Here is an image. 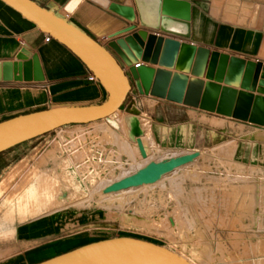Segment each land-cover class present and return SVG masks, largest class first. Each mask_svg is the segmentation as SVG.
<instances>
[{
    "label": "rangeland",
    "instance_id": "obj_1",
    "mask_svg": "<svg viewBox=\"0 0 264 264\" xmlns=\"http://www.w3.org/2000/svg\"><path fill=\"white\" fill-rule=\"evenodd\" d=\"M231 3L237 14L233 22L260 25L262 5ZM144 114L152 130L158 120L179 128L176 142L158 145L200 149L203 158L155 185L124 194L103 193L111 183L137 173L123 146L128 138L123 119ZM193 118L166 113L156 118L149 106L130 100L111 119L119 130L106 120L68 125L0 153L5 168L0 174V261L12 255L17 224L62 212L90 216L95 229L90 241L133 237L193 264H264V174H255L264 167V130L212 114ZM161 153L160 161L172 153L181 155ZM237 162L242 171L235 169Z\"/></svg>",
    "mask_w": 264,
    "mask_h": 264
},
{
    "label": "water",
    "instance_id": "obj_2",
    "mask_svg": "<svg viewBox=\"0 0 264 264\" xmlns=\"http://www.w3.org/2000/svg\"><path fill=\"white\" fill-rule=\"evenodd\" d=\"M0 1L33 23L41 33L64 46L107 94L101 104L54 107L1 121L0 152L68 125L105 119L112 128L119 130V125L109 117L120 109L133 88L139 95L264 128V63L246 61L180 41L178 38H190L191 5L188 1L124 0L118 4L110 0H89L128 22V26L115 34L106 46L32 0ZM81 1L70 0L64 11L71 14ZM15 59L17 62L0 63V82L44 81L36 54L22 47ZM138 61L158 68L135 67ZM187 74L191 78H187ZM135 125L132 123L131 128ZM136 143L141 157L146 158L149 155L146 143L140 139H136ZM196 156L191 153L165 162L150 163L136 174L112 184L106 192L153 183ZM105 227L115 228L111 225ZM39 264L190 263L160 245L133 237H114L84 245Z\"/></svg>",
    "mask_w": 264,
    "mask_h": 264
},
{
    "label": "crops",
    "instance_id": "obj_3",
    "mask_svg": "<svg viewBox=\"0 0 264 264\" xmlns=\"http://www.w3.org/2000/svg\"><path fill=\"white\" fill-rule=\"evenodd\" d=\"M32 1L85 32L102 46H106L113 40L115 34L128 26L125 19L89 0H82L71 14L64 11V6L70 0ZM110 1L122 4L124 0ZM185 1L191 5L190 38L188 40L178 38L180 41L243 58L246 61L264 63V12L260 25L254 28L248 24L233 22L237 21V14L232 7V0ZM237 1L239 4L244 1L259 3L264 9V1L261 0ZM225 15H229L232 21ZM255 23L259 24L256 20ZM22 47L38 56L44 81L0 82V122L39 110L60 106H91L106 100L107 94L104 89L97 80L88 79L93 75L73 54L52 39L45 42L44 34L33 23L0 1V63L17 62L15 56ZM121 66L125 70V67ZM138 66L158 68L156 65L152 66L141 61H138ZM171 72L175 71L171 70ZM186 77L191 78L190 74ZM202 80L207 82L205 79ZM42 86H46L47 90H43ZM220 86L224 87L223 84ZM235 90L240 91V89ZM253 95L257 96V93ZM131 97L135 99L132 100ZM130 100L149 106L156 118L159 114L166 113L178 119L192 120L193 115L201 117L212 114L182 104L139 95L134 88L122 106H126ZM244 124L253 129L252 125ZM254 128L264 130L261 127ZM152 132L156 143H165L167 146L176 142L181 135L179 128L167 126L160 120L153 126ZM1 164L0 174L5 169ZM87 217L82 214L59 212L17 224L11 238L12 255L1 260L0 264H39L99 241H90V233L95 229L91 228Z\"/></svg>",
    "mask_w": 264,
    "mask_h": 264
},
{
    "label": "bare ground",
    "instance_id": "obj_4",
    "mask_svg": "<svg viewBox=\"0 0 264 264\" xmlns=\"http://www.w3.org/2000/svg\"><path fill=\"white\" fill-rule=\"evenodd\" d=\"M245 5V4H244ZM246 8V7H245ZM256 9V8H255ZM258 9V8H257ZM227 11L229 9H226ZM235 10V9H234ZM243 10V9H241ZM248 10V9H247ZM261 11V10H260ZM249 12V11H248ZM230 13V12H229ZM245 14V13H244ZM230 15V14H229ZM228 15V16H229ZM255 15V14H254ZM231 17V15H230ZM232 18V17H231ZM235 19V18H233ZM259 21V20H258ZM257 22V21H256ZM242 24V23H241ZM256 24V23H255ZM258 24V23H257ZM120 109H118L117 111H115L112 115H110V119H112L116 114L117 112H119ZM125 117V116H124ZM102 120H105V119H101V120H98V121H94V122H90L88 124H84V125H89V124H92V123H95V122H100ZM124 120V125H123V129L126 128L127 130V134H128V138H127V143L125 142V144H123L124 146V149L126 150V154L128 155V158L127 160H129V163H130V166L132 168V170L138 172L139 170L145 168V166H147L148 164L150 163H155L159 157L157 156V154L161 153V152H164L165 151H169V152H174V153H180L181 155H177L175 156L173 153L170 154V156L172 155V157H168V156H164L162 158V161H160L159 159V163L160 162H165V161H168L170 159H173V158H176V157H180V156H184V155H187L190 153V151H193V153H196L197 156L192 159L191 161L181 165V166H178L176 168H174L172 171L166 173V174H163L159 177V179H157L155 182L153 183H149V184H141V185H137V186H131V187H128V188H125V189H120V190H115V191H110V192H103V193H117V194H124L125 192H128L130 190H133V189H140L144 186H148V185H155V183H159L161 182L162 180H164V178H166L167 176L169 175H172V174H175L179 171H182V170H185L186 168H189L190 166H193L194 164H192L194 162V160L198 157H201V155L204 156V153H203V150H200V149H193V150H179V149H169V148H163L161 147L160 145H158L155 140H154V137H153V132H152V127H151V122H150V117L147 116V115H141L140 117H131V116H127L125 117ZM121 120V121H123ZM117 123V122H116ZM132 123H135V127L134 128H131V124ZM123 124V123H122ZM215 125V124H214ZM76 126H82V125H76ZM125 126V127H124ZM253 126V125H252ZM257 127V126H256ZM63 127H60V128H57L55 130H58V129H61ZM119 129H120V126H119ZM125 130V129H124ZM123 130V131H124ZM259 130H263V129H259ZM259 133L258 134H262L260 133V131H258ZM117 133V132H116ZM126 135V134H125ZM258 136V135H257ZM262 136V135H261ZM115 137V136H114ZM120 137V136H119ZM264 137V133H263V136ZM261 137V138H262ZM117 138V137H116ZM125 138V137H124ZM259 138V137H258ZM136 139H140L142 142L146 143L147 147H148V150H149V155L146 157V158H142L140 153H139V149H138V146H137V143H136ZM128 141H130L131 143H128ZM124 142V141H123ZM124 153V152H123ZM229 153V152H228ZM233 153V151H232ZM125 154V155H126ZM163 155V153H161ZM231 154V153H230ZM167 155V153L165 154ZM174 155V156H173ZM158 157V158H157ZM203 158V157H201ZM161 159V158H160ZM156 160V161H155ZM198 160V159H197ZM155 161V162H154ZM196 162V161H195ZM158 163V162H157ZM238 164V162H237ZM244 164V163H243ZM121 165V164H120ZM255 167V166H254ZM261 170L257 169L255 174H264V167L262 168L261 166H259ZM130 168V169H131ZM235 169H237V171H242L244 168H243V165L241 164H238L235 166ZM124 170V169H123ZM253 170V169H252ZM133 171V172H134ZM254 171V170H253ZM134 174V173H133ZM132 174V175H133ZM116 176V175H115ZM197 177V176H196ZM89 178V177H88ZM117 178V177H116ZM120 179H122L121 177H119ZM125 178V177H124ZM262 179V178H261ZM119 182V181H118ZM106 185V184H105ZM112 185V183H111ZM102 188V186H101ZM150 188V187H149ZM263 190V189H262ZM138 193V192H137ZM263 193V192H262ZM130 194V193H129ZM262 195V194H261ZM106 196V195H105ZM112 197V196H111ZM108 198V197H107ZM260 198V197H259ZM247 199V198H246ZM262 200V199H261ZM246 201V200H245ZM262 202V201H261ZM254 203V202H253ZM243 204V203H242ZM264 204V203H263ZM255 205L252 204V206ZM260 205V203L258 204ZM241 206V205H240ZM262 206V205H261ZM244 207V206H242ZM247 207V206H245ZM264 207V206H263ZM254 208V207H253ZM246 210V209H245ZM258 210V209H257ZM252 212V211H251ZM251 212H248V213H251ZM247 213V214H248ZM263 213V211H262ZM243 215V214H242ZM246 215V214H245ZM253 215V214H252ZM250 215V216H252ZM260 216V215H259ZM262 216V215H261ZM260 216V217H261ZM263 223V222H262ZM173 253V252H172ZM175 254V253H174ZM177 255V254H176ZM180 257V256H179ZM182 258V257H181ZM184 259V258H183ZM187 261V260H186ZM189 262V261H188ZM190 264H193L191 262H189ZM195 264V263H194Z\"/></svg>",
    "mask_w": 264,
    "mask_h": 264
},
{
    "label": "built area",
    "instance_id": "obj_5",
    "mask_svg": "<svg viewBox=\"0 0 264 264\" xmlns=\"http://www.w3.org/2000/svg\"><path fill=\"white\" fill-rule=\"evenodd\" d=\"M51 38L48 36V35H44V41L45 42H48ZM138 65H136L135 67H137ZM90 81H95L96 79L93 77V76H90L88 78ZM42 89L43 90H47V87L46 86H42ZM130 94V92H129ZM132 100H134L135 98L134 97H131Z\"/></svg>",
    "mask_w": 264,
    "mask_h": 264
},
{
    "label": "trees",
    "instance_id": "obj_6",
    "mask_svg": "<svg viewBox=\"0 0 264 264\" xmlns=\"http://www.w3.org/2000/svg\"><path fill=\"white\" fill-rule=\"evenodd\" d=\"M121 107H122V106H121ZM121 107H120V108H121ZM95 242H97V241H95Z\"/></svg>",
    "mask_w": 264,
    "mask_h": 264
}]
</instances>
